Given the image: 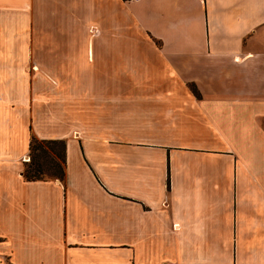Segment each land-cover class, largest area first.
<instances>
[{
  "label": "crops",
  "instance_id": "obj_1",
  "mask_svg": "<svg viewBox=\"0 0 264 264\" xmlns=\"http://www.w3.org/2000/svg\"><path fill=\"white\" fill-rule=\"evenodd\" d=\"M0 264H264V0H0Z\"/></svg>",
  "mask_w": 264,
  "mask_h": 264
},
{
  "label": "trees",
  "instance_id": "obj_2",
  "mask_svg": "<svg viewBox=\"0 0 264 264\" xmlns=\"http://www.w3.org/2000/svg\"><path fill=\"white\" fill-rule=\"evenodd\" d=\"M59 146V152L53 151L54 146ZM48 149L52 156L59 159L60 165L53 162L54 166L42 167L39 160L40 154H45ZM28 155L29 158L23 163L22 177L25 180H45V179H59L63 178V167L64 162V143L62 140H45L37 139L33 136L28 141ZM36 151V152H35Z\"/></svg>",
  "mask_w": 264,
  "mask_h": 264
},
{
  "label": "rangeland",
  "instance_id": "obj_3",
  "mask_svg": "<svg viewBox=\"0 0 264 264\" xmlns=\"http://www.w3.org/2000/svg\"><path fill=\"white\" fill-rule=\"evenodd\" d=\"M59 149H61V148H59V146H57V145L53 147V151H55V152H59ZM28 157H29V155H28ZM39 160L41 162V166L44 168L54 166L53 162L58 163L60 165L59 159L54 158L52 156V153L48 149H46L45 154H40ZM26 163H28V162H26Z\"/></svg>",
  "mask_w": 264,
  "mask_h": 264
}]
</instances>
